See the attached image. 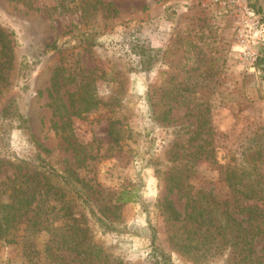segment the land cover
<instances>
[{
    "label": "rangeland",
    "instance_id": "374dc122",
    "mask_svg": "<svg viewBox=\"0 0 264 264\" xmlns=\"http://www.w3.org/2000/svg\"><path fill=\"white\" fill-rule=\"evenodd\" d=\"M0 31V223L38 153L105 214L51 178L69 211L33 201L0 264H264V0H0ZM75 229L97 259L53 244Z\"/></svg>",
    "mask_w": 264,
    "mask_h": 264
},
{
    "label": "trees",
    "instance_id": "16d2710c",
    "mask_svg": "<svg viewBox=\"0 0 264 264\" xmlns=\"http://www.w3.org/2000/svg\"><path fill=\"white\" fill-rule=\"evenodd\" d=\"M10 52V43L9 40L6 38V35L0 31V53L2 55ZM263 58H260V62H262ZM56 73L54 75V80L52 82V87L56 88L58 85V79L56 78ZM31 168L32 174L28 175L26 172L25 174L21 175L20 178L14 179V183L17 184L16 186V192H23V194H15L12 198V201L9 203V206L12 209V213L10 216L5 219V223H0V235L3 231H5L7 228L12 226V222L16 221L17 218L21 215L20 212L28 205H31L33 201H36V206L40 203L46 204V201L48 200V205L50 208V212L59 210L64 211V215L69 211L67 204L68 202H64L61 199L63 198V193L58 189L56 186L52 185L51 178H55V184H65L66 188L73 192L79 202L83 205L84 208H87L95 217L97 220L104 222L105 221V214L102 212L101 209L97 208L98 212L101 216H96V211L94 210V202L91 200V198L87 195L82 193L79 189H77L74 184L71 182V180H67L66 177L61 175L56 169L49 164V162L40 154L38 153L35 157L33 162H25L23 168ZM44 181H48L45 183ZM51 182V183H49ZM54 195L53 198H49L47 194L51 193ZM57 192L60 193V195H57ZM26 195L28 196L25 199H22V196ZM38 196V197H37ZM50 199L52 200V203H50ZM136 197L130 192L124 191L118 194L115 197V202L124 203L127 201H135ZM22 202H25V206L22 207ZM39 210V207L37 208ZM164 209L166 212V216L170 221L173 222H190V226L186 229L185 232V238L183 246L188 249H195L197 251L201 250V243L202 242V235H201V227H202V220L201 214L202 209L198 204H194L191 208V210L183 217L181 218L179 212L174 208L171 201H166L164 204ZM18 213V214H17ZM103 217V218H102ZM57 220V218H48L45 220L46 228L47 230H50L53 228V222ZM74 220V219H73ZM44 223V222H43ZM74 225V223H73ZM54 227L53 229H55ZM52 229V230H53ZM77 230L71 231V233L65 235L62 234V237H54L52 239L53 244H56L57 248H63L66 247L70 250H75L77 253H81L83 251L84 253V259L93 256L96 258L97 251H94L95 245H90L88 241H86V238L83 236H79L76 232ZM155 239V234L153 233L151 237V242L153 244V241ZM157 249V246H154ZM52 248V246H50ZM80 248L82 250H80ZM155 253V250H153ZM200 255L202 253L200 252ZM157 262H162L164 264H173L169 260L165 259L163 253L160 251L155 256ZM97 259V258H96ZM74 260H77L74 258Z\"/></svg>",
    "mask_w": 264,
    "mask_h": 264
},
{
    "label": "built area",
    "instance_id": "2783aa9c",
    "mask_svg": "<svg viewBox=\"0 0 264 264\" xmlns=\"http://www.w3.org/2000/svg\"><path fill=\"white\" fill-rule=\"evenodd\" d=\"M224 1H228V2H233V3H238L241 4V2L243 0H224ZM241 13L244 14L243 10H241ZM240 32V41L244 44H249L250 43V39L247 37V35L245 34V32L247 31H243V29H241ZM245 55L251 56L252 52L250 51L249 47H248V51L247 53L243 52Z\"/></svg>",
    "mask_w": 264,
    "mask_h": 264
}]
</instances>
